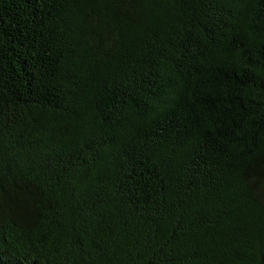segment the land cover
Instances as JSON below:
<instances>
[{"label":"trees","instance_id":"trees-1","mask_svg":"<svg viewBox=\"0 0 264 264\" xmlns=\"http://www.w3.org/2000/svg\"><path fill=\"white\" fill-rule=\"evenodd\" d=\"M0 264H264V0H0Z\"/></svg>","mask_w":264,"mask_h":264}]
</instances>
